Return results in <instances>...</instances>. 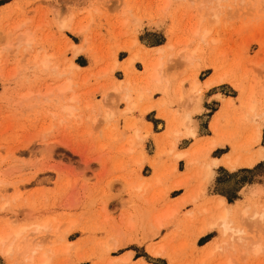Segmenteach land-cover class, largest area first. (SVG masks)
Masks as SVG:
<instances>
[{
	"label": "rangeland",
	"instance_id": "374dc122",
	"mask_svg": "<svg viewBox=\"0 0 264 264\" xmlns=\"http://www.w3.org/2000/svg\"><path fill=\"white\" fill-rule=\"evenodd\" d=\"M216 1L0 0V236L10 234L0 245V264L21 263L36 246L48 250L49 264H120L114 255L126 242H135L127 247L147 264H264V221L235 217L242 238L223 241L216 229L200 232L198 213L206 194H221L230 204L257 189L264 195V157L235 169L221 164L213 181L203 184L201 198L179 204L196 184L189 177L192 167L209 155L244 160L264 148V0ZM68 17L78 32L58 27ZM19 23L24 25L14 30ZM191 27L208 33L203 41L195 39L199 50L189 65L181 48ZM23 31L32 32V50L18 45ZM159 46L164 77L155 82L148 65ZM37 50L51 55L48 69L32 65ZM132 54L137 57L128 65ZM69 62L78 67L68 68ZM216 73L222 81L202 86ZM195 75L198 104L187 96ZM65 78L70 90L59 99L55 88ZM125 87L136 101L130 112L121 99ZM180 87L183 101L176 97ZM72 93L76 101L68 100ZM252 96L257 103L250 111ZM66 104L74 106V114H65ZM185 112L200 135L213 136L189 144L191 137L180 131L167 134L168 121ZM211 113L216 114L209 118ZM211 140L212 150H201ZM172 141L175 152L188 155L175 159L168 150ZM183 180L186 187H172ZM141 181V200L133 204L126 185ZM190 205L196 211H188ZM169 207L175 211L168 219ZM138 210L147 212L143 220L130 223L133 213L143 214ZM155 218L164 225L152 235ZM21 228L12 254L2 253ZM119 237L125 244L110 254L107 247ZM160 245L161 253L149 252Z\"/></svg>",
	"mask_w": 264,
	"mask_h": 264
},
{
	"label": "bare ground",
	"instance_id": "6f19581e",
	"mask_svg": "<svg viewBox=\"0 0 264 264\" xmlns=\"http://www.w3.org/2000/svg\"><path fill=\"white\" fill-rule=\"evenodd\" d=\"M216 2L218 3V0ZM3 7L4 6H2L0 8H3ZM217 8L215 9L214 6H213V9L210 8V11H212L211 17L213 18V22L215 21L216 23H217V20L219 19L218 18L219 13L217 12L218 11ZM23 25H24V23H19V24L15 25L13 29L17 30V29H19V27H21ZM58 27L61 30H71V31L77 30V29L75 30L72 27L71 20L69 17L59 20ZM79 28H80L79 31H82L84 29V27H82V26ZM190 30H192V31H190L191 36L188 39L186 38L187 40L185 41V43H183L182 41L179 42L181 44L182 43L184 44V46L181 48L182 49L181 53H182V55H183V53H185L183 56H185L184 59L186 60L187 63H189V65L194 63L193 56L199 50L198 42H196L195 39L198 38L200 41H203V39L206 37V34L208 33V30L200 31L198 29V27H194V28L191 27ZM76 32H78V31H76ZM31 33L29 31H23L20 35L21 37L18 39V45H20V43H22V42L25 43V46H23V50H25V51L32 50L30 47V43L33 41ZM167 46L172 47V45H170V44ZM162 50H163V48L160 46L156 48V52H157L156 54H158V56L155 54L157 57L156 58L154 57L155 59L153 60L152 63H150L151 65H148L149 66L148 68L150 71V73H148V75L150 74L149 79L150 80L152 79L155 82H160L162 80V77H164L163 76L164 72L160 69V67L162 65V59H161V55H160L162 53ZM50 57H51V55H49L45 52H43L40 55L39 50H37L36 52H34V55L31 58V63L34 67H39L41 69H48ZM136 57H137V54L130 55L127 58V64L132 65V63L136 59ZM184 59H182V60H184ZM197 63L198 62L195 63V65H194L195 67L196 66L199 67V63L198 64ZM128 65H126V66H128ZM77 67L78 66L72 62L68 63V68H70V69L77 68ZM113 67H115V66H113ZM222 80H223V77L221 75H218L217 73L212 74L210 76V78L208 80H206V82H204V83L202 82V84H203L202 86L209 87L210 85L214 84L215 82L222 81ZM127 83H128V81H127ZM188 83L190 85V89H189L190 91L188 90L189 91V92H187L188 94L186 93L188 96V99H190L191 101H195V103L198 104L199 103L198 90L200 89V83L197 80L196 75L193 76L192 79L190 80V82H188ZM70 84H71L70 80L68 78H65L62 82L59 83V85L56 86V88H55L56 93L55 94H56V96L59 97V99L63 98L65 93L70 90ZM113 88H114L113 90L116 91V89L119 87L116 86ZM125 88H123L125 92H124V94L122 93L123 96H121L122 97L121 99L124 100L125 103H127V107L125 108V110L130 112V110H132L134 108L136 101L135 100L133 101V99L131 97V93L129 91L130 88L129 87L126 89ZM162 91H165V89H162ZM48 92L51 93L52 90L51 91L49 90ZM175 92L177 94V96H176L177 98H179L180 100L185 99L183 97H185L186 95L181 90V87L178 88V90ZM50 93H48V94H50ZM142 94H143L142 90L138 89V92L136 95L137 96L136 98L138 101L143 97ZM252 94H254V93H252ZM68 100L69 101H74V100L76 101L77 99H76V96L73 95V93H72V95L70 96V98H68ZM161 100H162L161 103L165 102L164 98ZM226 100H227L226 102L228 104L232 102L231 98L230 99L227 98ZM256 103H257V100L254 99L252 96V98L247 102L248 109L250 111H252L254 109ZM181 105H183V104H181ZM151 108H152V105H149L146 108H144L142 111L146 112V111H149ZM62 109L64 110L66 115L67 114L72 115L75 113V108L72 105L66 104L62 107ZM198 109H200V108H195L196 111H198ZM103 113H106L105 118L110 116L109 112L107 114V110H106V112H103ZM160 114L163 117H165V119H166V116L162 112ZM253 116H254V119L259 117L257 114H255ZM171 117H173V116L171 115ZM179 118H178V120L171 118L172 121L171 120L168 121V126H167V130H166L167 134H172L176 131H180L186 137L195 138L196 134H197L196 126H195V124H193L192 119L189 116V113L187 112L185 115L183 114L180 119ZM103 119H104V117H103ZM179 127H181V130L179 129ZM254 140L256 142H258L260 140L259 128H256V130H255ZM214 142L215 141L211 140V141L207 142V145H203V144H205V143H203L201 146V150H204L206 148H208V150L212 149L215 146ZM175 146H176L175 143L172 141L170 143L169 148H168L169 152L173 153V156L175 159H181V158H183V156L188 155V151L182 152V151L178 150L177 152H175L174 151ZM263 157H264V148L260 147L254 153L247 156L244 160L241 159L239 156H234L231 158L230 156L226 155L225 159L222 161V163L229 169H235L238 165L252 166L255 162L262 160ZM216 164H217V160H215V159L214 160H208V161L207 160L202 161L201 167L199 168V170L195 174V177L197 179H199L197 184L194 187H187L186 195L184 197H182L181 199H179L180 200L179 204L182 205L186 202H195L196 200L201 198V196L203 195V184L205 183L206 179L208 178V172L210 170L209 168L211 165H216ZM145 183H146V181H145ZM187 185L188 184L185 183V181L184 182L177 181L173 184L172 187L177 189L180 187H186ZM126 187L128 189L127 192H128L130 201L133 204L134 203L136 204L137 200H139V201L141 200L140 195H138V191L140 192V190H143L145 188V184L142 181L140 182V184H137L136 186H129L127 184ZM257 196H261L262 198L260 199V197H259V199H257ZM232 205H230L229 202H226V199L223 196H217V197H214L213 199H209V200L204 199V201L201 202V205H199V207H198V213L199 214L201 213L202 218H203L202 227H201L200 232H206L210 229H216L219 233V236L221 238H223L222 239L223 241H225L226 236H228L231 241H234L236 239L240 240L242 237L240 236V231L235 227V221H234L235 217L240 218V219H242V218L244 219L246 217V218H250L251 220H255V221H264V195H261L260 191H258V189L248 192L243 200L236 201ZM142 211L138 210L137 212H142ZM174 211L175 210L173 207H169V212L167 213L166 217H168V219L170 217H172V215H174ZM145 213H147V212L143 211V214L137 213L138 215L133 213L131 215V218H129L130 223L134 219H137L138 217H139V220H143V217L146 215ZM156 217H158V215ZM158 220L155 218V222H157ZM124 224H126V223L124 222ZM121 225H123V224H121ZM163 225H164L163 222L158 221L152 228H150L152 235H156L159 232V229ZM147 227H149V225H147ZM45 228H46V224H43V225L37 226L35 229H36V231H40V230L45 229ZM148 229L149 228H147V230ZM22 231H23V228L13 232V235L11 238L12 240H10L8 242V244L4 248V252H2V253H4L7 256L12 254L13 244H14L15 240L18 238V236L21 234ZM115 232H117V231H115ZM120 234H121V232H120ZM9 237H10V234H5L4 236H0V245L3 243L5 244V242H7ZM120 237L113 239L114 245L108 246L107 250H109V251L112 249L117 250L123 244H125L124 241ZM41 249H42L41 246H36L30 250L31 251L30 254L28 256H26L21 263L13 262L11 264H49V258L47 256L48 250H41ZM161 249H162V245H160L156 248L150 247L149 252L151 254H159V253H161ZM129 259H130V253H126L125 255H123L122 257H120L118 259V262L120 264H124V263H127L129 261ZM136 264H147V263L140 260Z\"/></svg>",
	"mask_w": 264,
	"mask_h": 264
},
{
	"label": "crops",
	"instance_id": "0c3cea01",
	"mask_svg": "<svg viewBox=\"0 0 264 264\" xmlns=\"http://www.w3.org/2000/svg\"><path fill=\"white\" fill-rule=\"evenodd\" d=\"M214 95V94H213ZM202 106H203V103H202ZM217 106H221V103L219 104V105H217ZM213 112H215V110L213 111ZM217 112V111H216ZM187 112H185L184 113V115L186 114ZM216 113H214L213 115H212V113H211V115L209 116V118L212 116H214ZM199 115V114H198ZM197 116V115H196ZM157 133V132H156ZM213 135L212 134H210V135H200V133H199V126H197V135H196V137L195 138H189V144H192L193 142H194V140L195 139H206V138H209V137H212ZM212 150V149H211ZM180 151H182V152H184V150H180ZM210 151V150H209ZM225 154V153H224ZM224 154H219V155H217V156H213V155H209V159H207V160H217V164L216 165H211L210 166V173H209V177H208V180H211L212 179V177L214 178V176L213 175H215V169L216 168H218L221 164H223V163H221V161L222 160H224L225 159V157H224V159H223V156H224ZM226 155H229V153L228 154H226ZM225 155V156H226ZM182 159V158H181ZM180 160V159H179ZM224 165V164H223ZM201 167V165H199V166H197V167H192V168H194V170L193 171H191L190 173H189V177L190 178H193L194 180H195V182H196V184H197V182H198V180L199 179H197L196 177H195V174H196V172L199 170V168ZM238 167V166H237ZM196 168V169H195ZM212 181H213V179H212ZM195 184V185H196ZM194 185V186H195ZM193 186V187H194ZM180 194V193H179ZM217 196H223V195H221V194H211V195H208V194H206V195H204V198H205V200H209V199H213L214 197H217ZM224 197V196H223ZM226 199V198H225ZM226 202H228L227 201V199H226ZM195 203V202H194ZM230 204V203H229ZM230 205H232V204H230ZM188 211L189 210H191L192 212L193 211H196V209L192 206V205H190L189 207H188V209H187ZM164 233V232H163ZM204 234H200V235H198L197 236V239H199V238H201L202 236H203ZM162 236V234H160L158 237H156V238H158V239H156V238H154L153 239V242H155V241H158L159 240V238ZM214 236V235H213ZM212 236V237H213ZM211 237V238H212ZM211 238H209L205 243H207V242H209L210 240H211ZM156 239V240H155ZM132 243H135V242H128V243H126V245L125 246H123V251L122 252H120L119 254H116V255H114L115 257H122L123 255H125L126 253H130V259H129V261L127 262V263H124V264H128V263H138L139 261H140V259H142V257H140V256H138V257H135L134 256V251H133V249H131V248H128L127 246H130ZM136 243H139V242H136ZM205 243H203V244H205ZM133 245V244H132ZM134 245H138V244H134ZM144 247V246H143ZM121 248V247H120ZM119 248V249H120ZM119 249H117V250H113V251H110L109 253L110 254H112V252H117ZM144 252H146L145 251V248H144ZM144 260V259H143ZM167 264V263H166Z\"/></svg>",
	"mask_w": 264,
	"mask_h": 264
},
{
	"label": "trees",
	"instance_id": "16d2710c",
	"mask_svg": "<svg viewBox=\"0 0 264 264\" xmlns=\"http://www.w3.org/2000/svg\"><path fill=\"white\" fill-rule=\"evenodd\" d=\"M238 198V197H237ZM236 199V198H235ZM235 199H232V200H229V201H233V200H235ZM228 200V199H227Z\"/></svg>",
	"mask_w": 264,
	"mask_h": 264
}]
</instances>
